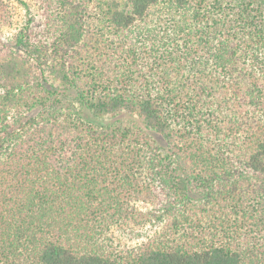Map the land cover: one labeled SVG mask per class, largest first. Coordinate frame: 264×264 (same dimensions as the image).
<instances>
[{
	"label": "trees",
	"instance_id": "1",
	"mask_svg": "<svg viewBox=\"0 0 264 264\" xmlns=\"http://www.w3.org/2000/svg\"><path fill=\"white\" fill-rule=\"evenodd\" d=\"M34 2L0 38V264H264V0Z\"/></svg>",
	"mask_w": 264,
	"mask_h": 264
},
{
	"label": "rangeland",
	"instance_id": "2",
	"mask_svg": "<svg viewBox=\"0 0 264 264\" xmlns=\"http://www.w3.org/2000/svg\"><path fill=\"white\" fill-rule=\"evenodd\" d=\"M13 9L12 23L0 27V38L7 40L28 18V13L32 16H38L37 5L34 0H9ZM24 2V3H23ZM29 6V8L27 7ZM58 111H60L58 109ZM110 117H105L104 122L109 121ZM138 206L142 209L148 208V204L138 202ZM160 229V225L146 223L144 225L121 224L112 227L108 233L111 242L117 248H128L142 241H146L153 237Z\"/></svg>",
	"mask_w": 264,
	"mask_h": 264
}]
</instances>
